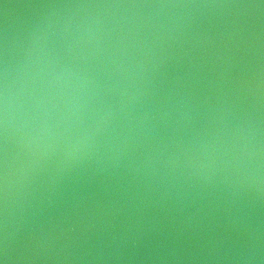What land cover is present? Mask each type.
<instances>
[{"label":"water","instance_id":"1","mask_svg":"<svg viewBox=\"0 0 264 264\" xmlns=\"http://www.w3.org/2000/svg\"><path fill=\"white\" fill-rule=\"evenodd\" d=\"M0 264H264V0H0Z\"/></svg>","mask_w":264,"mask_h":264}]
</instances>
